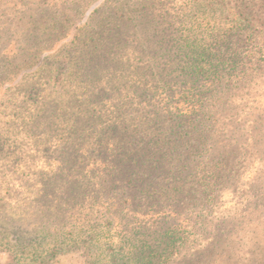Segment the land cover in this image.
I'll use <instances>...</instances> for the list:
<instances>
[{"label": "rangeland", "instance_id": "1", "mask_svg": "<svg viewBox=\"0 0 264 264\" xmlns=\"http://www.w3.org/2000/svg\"><path fill=\"white\" fill-rule=\"evenodd\" d=\"M17 1L0 0V264L10 262L16 235L24 236L28 243L31 237L46 234L43 242L52 243L48 234L56 233L55 226L61 236L68 231L75 235L82 230L87 232L85 225L97 226L105 220L109 214L100 216L93 206L94 190L98 172L103 169L99 165L100 158L111 161L114 155L104 153L97 145L91 127L83 136H76L66 130L64 120L46 116L41 110L46 103L58 100L56 93L68 89L69 94H79V88L85 85L84 79H78L73 87L58 83L51 78L56 72L49 71L58 67L61 60L56 56H61L64 48L79 36L89 16L97 14L95 9L111 4H106V0H93L78 14L68 12V21L62 23L64 35L44 39L42 48L32 45L27 52L25 48L32 40L27 39L23 31L28 24L23 26L22 23L30 15L27 8L16 6ZM111 1L122 6L117 14L123 13L124 21L118 22L121 26L112 34L98 38L97 29L90 27L88 36H81V40L92 36L94 41L88 44L81 41L75 54L84 62L72 68V72L106 71L107 67L120 76L115 80L116 85L122 75V85L132 91L140 86V77L135 74L141 69L158 71L181 67L187 41L191 46L201 43L211 55L200 62H204L205 73L200 74L193 86L194 92L205 91L204 105L211 113L202 145L194 156L190 150H178L183 156L179 171H169L176 167L174 158L163 160L158 172L145 179L146 183L164 188L165 197L159 199L168 200L166 208L157 214L144 206L138 212L124 210L113 224L120 221L123 232L135 231L140 241L153 242L154 229L161 228L170 207L179 209L184 199L182 192L174 187L188 190L201 182L207 183V171L213 166L217 151H230L233 153L227 157L230 171L217 182V200L212 211L209 207L193 213L200 212L209 220L221 221L220 242L209 249L217 238V229L205 232L203 238L191 229L186 233L188 239L184 246L173 254L171 264H256V255L264 250V10L251 9L250 21L232 28L224 13H217L216 19L206 17L205 0ZM26 2L30 7L31 1ZM18 9L22 10L21 15L15 13ZM110 10L115 11V8L111 5ZM22 54H25L23 58ZM103 55L109 64L100 66L99 58ZM209 69L216 72L208 74ZM113 81L106 82L107 86H112ZM175 85L177 91L189 86ZM155 102L157 104L141 107L131 103V109L145 115L161 107L162 103ZM98 103L99 109L104 110L106 100L100 99ZM113 104L118 105V100H113ZM120 116L125 119L124 114ZM115 118L121 122L117 117H112V121ZM134 122L129 124L130 128ZM160 123L167 122L162 117ZM157 138L160 143L154 147L156 152L160 147H168L165 145L169 141L167 133H158L154 140ZM147 139L149 136L144 141ZM144 150L140 148V152ZM144 167L150 169L149 162ZM61 170L70 177L63 179L81 182L87 187L86 199L76 197L71 201L66 193L44 191L48 184L59 181L56 176ZM146 198L145 194L136 199ZM189 214L187 209L169 223L183 224ZM85 236L82 234V240ZM114 241H118L117 236ZM79 247L58 253L45 264H88L83 246ZM211 249L220 256L214 252L209 254ZM111 250L116 261L123 263L122 251L114 247ZM198 250H203V254L192 259L191 254Z\"/></svg>", "mask_w": 264, "mask_h": 264}, {"label": "trees", "instance_id": "2", "mask_svg": "<svg viewBox=\"0 0 264 264\" xmlns=\"http://www.w3.org/2000/svg\"><path fill=\"white\" fill-rule=\"evenodd\" d=\"M30 1V7L27 6L26 0L16 2V6L27 8L30 15V18L22 23L23 26L28 24L23 31L26 38L29 37L32 40L31 45L29 44L25 48L27 52L32 49V45H37V49L42 48L41 42L44 39L51 40L50 38L53 36L64 35L62 28L65 25L62 23L68 21L66 14L68 12L78 14L93 0ZM108 2L115 8V11L110 10L111 5L96 8L97 14L89 16L90 20L85 22L79 36L75 40L73 39L67 48H64L65 52L61 56H56L61 60L58 67L51 68L49 71L50 73L56 72L51 78L58 83H68L71 86L78 79H84L85 85L79 88V94H69L68 89L56 93L55 97L58 100L46 103V107L41 110L45 112L46 116L64 120L66 130L76 133V136H83L91 127L92 134L97 138V145L103 149V152L114 153L111 161L105 157H101L103 160L101 158L99 160V165L103 169L98 172L99 176L94 190L96 198L93 199V206L95 205L98 215H109L97 226L85 225L87 232L81 229L83 232L75 233V235H73V231H68L61 236L55 226L53 230L56 233L48 234L53 240L52 243L43 242V239L47 238L46 234H41L44 235L43 237L40 235L31 237L28 243L24 236L16 235L12 245L11 260L7 264H31L34 262L45 264L56 254L72 248H81L79 246H83L82 250L88 264H171L173 254H177L178 249L184 246L185 240L188 239L186 233L191 229L197 232L200 238L204 237L205 232L217 229L216 233H218V229L220 230L219 223L221 221L219 219L209 220L205 214L200 212L208 210L209 207L212 211L217 200L215 198L218 192L216 191L217 182L230 171L227 166V157L233 153L221 150L217 151L213 166L207 171L209 175L207 183L201 182L200 185L188 188V190H179V187H174L175 190L182 192L184 199L180 203L179 209L170 207L171 209L167 211L161 222L163 226L154 229L153 242L149 239L140 241L138 232L132 231L130 234L126 231L123 232L120 228V221L113 224L124 210L138 212L144 206L147 207L146 210H152L157 214L166 208L168 200L159 199V197H165L164 188L146 183L145 179L158 172V166L163 164V160L174 158L176 167L169 171H179L183 156L178 150L180 148L190 150L189 153L194 156L196 150L202 145L205 129L207 130L206 121L211 113L206 111L207 107L204 105L205 91L194 92L193 86L200 74L205 73L203 63L207 60L206 56L211 55L205 47H202L201 43L196 42L191 46V43L187 41L186 52L183 54L184 63L181 67L175 70L162 68L158 71L141 69L139 74H135L140 77V86L132 91H127L126 86L122 85L124 78L122 75V80L116 85L115 80H119L120 76L110 72L107 67L106 71L95 70L84 74L72 72V68L84 62L82 58V60L76 58V49L82 42L88 44V42L94 41L92 36L88 40H81V36H88L87 32L90 27L97 29L98 38L102 34H112L116 27L121 26L118 22L124 21L123 13L117 14L122 6L111 0H106V4ZM117 2L122 3L120 0ZM59 4L61 6H58ZM257 7L264 10V0H205L204 12L210 19H216L217 13H224L233 28L248 23L253 16L251 9ZM141 9L143 8L141 7ZM58 12L60 13L58 14ZM15 13L21 15L22 10L18 9ZM21 19L22 16L19 20ZM207 25L210 23L207 22ZM93 46L97 47L96 44ZM22 55L23 58L25 54ZM107 60L105 55L100 57V66L108 65ZM202 61L204 62L200 64ZM215 72L211 69L207 71L208 74ZM113 79V85L107 86L106 82H111ZM175 84L182 86L188 84L189 86L177 91ZM100 99L106 100L104 110L99 109ZM115 99L118 100V105L113 104ZM155 101L162 103L161 107L159 109L155 107L153 111H147L145 115L131 109V103L141 107L148 104L155 105L157 104ZM120 114H124L125 119ZM112 117H117L121 122H118L116 118L112 121ZM162 117L165 118L166 124L160 123ZM103 119H106V123L103 122ZM133 121H135L133 127L130 128L129 124ZM158 133H167L169 136V141L165 143L168 147L158 148L157 152L159 153L154 150V147L160 143L158 140L160 138L154 140ZM147 136L149 139L144 141ZM141 147L145 148L142 152H140ZM147 162L150 164V169L144 167ZM66 176L69 177L68 173L61 170L56 176L59 181L48 184L44 187V191L66 193L67 199L70 198L71 201L76 197L86 199L88 197L87 187L81 182L63 179ZM145 194L147 195L146 199L140 201L136 199ZM175 202L177 201L175 200ZM153 208H157V210ZM187 209L190 210V218L186 217L183 224L169 223L173 217H181ZM196 209H200V212L194 215ZM82 234L86 235L84 240L81 238ZM221 234L218 233L217 238L208 246L209 249L215 248L220 242ZM114 236L118 237V241H114ZM61 238L63 239L61 240ZM46 244L47 247H44ZM113 247L122 251L123 263L116 261L110 253ZM211 250L209 254L214 252ZM201 254H203V250L192 253V259ZM214 255L220 256L217 252H214ZM255 261L256 264H264V250L256 255Z\"/></svg>", "mask_w": 264, "mask_h": 264}]
</instances>
